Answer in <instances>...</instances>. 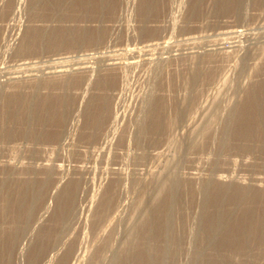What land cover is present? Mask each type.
I'll use <instances>...</instances> for the list:
<instances>
[{
	"label": "rangeland",
	"instance_id": "obj_1",
	"mask_svg": "<svg viewBox=\"0 0 264 264\" xmlns=\"http://www.w3.org/2000/svg\"><path fill=\"white\" fill-rule=\"evenodd\" d=\"M90 1L81 0L75 5L74 3L64 4L62 6L64 9L59 7L56 14L50 12V15L44 5L35 2V0H0V86L4 85L7 88L3 95L8 98L16 93H26L27 90V92L30 91L29 94L34 92L38 95V100L42 99L41 101L44 102L40 106L32 107L30 113L32 118L28 117L30 123L26 121L28 125L26 122L19 123L10 120L4 109L5 101L0 103L2 112H0V124L7 123L5 129L8 132L0 131V165H6V163L11 166L15 165L14 168L12 167L15 169L11 179L10 187H12L9 191H4V195L7 194L5 197L8 206L7 204H5L6 206L0 205V209H3L0 220L4 218L2 220L4 222L1 221V223L8 224V227L6 224L4 225V231H6L4 234L9 235L6 236V239L4 235L0 243L2 259L10 258L9 262L4 259L3 264H40L42 255H37L40 245L43 239L44 241L48 240V235L51 234L52 228H55L61 218V211L66 205V211L73 207L75 209L77 206L78 212H81L79 213V223L74 225L72 229L74 233H71L69 240L72 249L74 246V250H79L84 256L81 264H91V257L103 250L107 243L104 241L105 237L111 232V236L114 237L112 239L115 240L116 245L118 244L117 247L123 244V238L127 236L125 234L129 231L128 229L134 228L133 226H135L134 230L138 232H136L138 236L141 234L143 237L144 229L141 228H143L142 224L144 226L146 218H142L141 210L136 211L134 219L129 222L125 220L119 224L118 217L125 215L124 217L129 219L134 213L133 206L139 200L137 197H139L141 189L147 188L149 185L146 183H149L148 181L151 179L150 174L159 175L169 167H176L180 171L174 168L179 173L181 185L179 184L178 189H175V201L171 207L172 210L175 209V216L172 217V221H174L171 224L173 228L170 227L165 235H161L158 231L162 228L163 219L161 217L155 219L160 224L154 223L160 227L155 224L154 227L157 228L155 230L159 229L157 231L159 235L152 234L153 238L151 237L156 246L152 251L155 253L153 254L154 258L158 257L156 259L159 260L160 256L163 258L167 254L164 257L168 256L169 261L166 258L167 261L165 260L164 264H235L238 261L237 264H245L246 261L250 262L248 264H264V250H260L255 244L258 241L256 239L262 238L264 235L260 234L264 231L261 230L262 226H258L261 232H257L259 233L257 234L252 228L250 220L247 221L249 222L247 225V222L242 221L250 219L253 215H258L260 212L257 210L259 208L261 210L262 203H264V197L261 198L262 196L258 195L260 191L264 190V147H262L264 140L259 141L253 136H247V139L246 137H233L232 144L229 143L224 147L219 145L226 129L225 122L234 115H232L233 108L237 104L239 106V104L249 103L252 100L249 89L254 85L259 86L258 92H256L258 97L260 96V102L257 101V105L260 114L263 113L262 124L254 126L255 123L253 124L251 120L247 122L241 120L240 111H236L240 117L238 119L235 114L236 116L233 117L237 121L229 125V128L233 129L231 131L239 127L250 128L249 130L253 131L260 127L264 133V106H261V104L264 105V0H202L199 5H196L199 0H158L156 1L157 5L155 4L153 8L143 9L145 13L141 11L142 2L145 3V0H104L103 11L95 7L99 0ZM73 5L74 8H72ZM95 10L99 11L98 14ZM53 17H56V20ZM35 23L37 26L45 25L52 26V28L56 26L54 27L55 31H57L56 29L60 31V28L70 30L75 27L78 29L77 27L80 26L79 31L85 34H78V31L73 36L79 42H75L76 40H72L71 36L60 33V36L63 35L60 37L59 33H53L47 37L48 39L45 38L48 41H44L42 49H33L32 52L30 51L31 53L20 50L24 45L22 41L27 40L28 36L26 35L30 34V28H33ZM95 29L96 31H94ZM233 30L241 31V33H235ZM162 45H167V47ZM14 47L15 49H13ZM20 51L22 52L20 53ZM110 60L111 62H109ZM133 61L136 62L133 64ZM109 63L117 64L109 65ZM81 66H84L85 69ZM57 71L59 72L57 73ZM14 75L17 76L15 79ZM32 88L35 89L33 92ZM147 102H152L154 107L160 105L157 108L158 110L161 108L159 112L162 116L164 114L157 127L151 126L152 123L150 124L151 121L146 116V110L149 111ZM20 110L24 111V107H20ZM175 110H177V114ZM7 117L9 121H7ZM143 119L146 122L148 120L149 125L148 122L145 125L146 127L148 125L147 128L150 132L147 131L142 135L139 130L141 126L145 127L141 124ZM27 129H31V132L36 130L35 133H30V131L26 132ZM38 129L40 133H37ZM66 132H69V136L67 135L69 138H67ZM25 134L27 138H25ZM30 134L31 136H29ZM146 134H148L147 137H145ZM44 175L48 177L46 178ZM146 175L148 177L145 179ZM34 176L35 179L41 181L40 189H37L38 192L37 190L35 192L28 191L31 193L30 195L28 192L21 191L22 184L20 183L25 180H34ZM42 177L44 178L42 179ZM14 178H17L16 183ZM213 179L216 184L212 183ZM20 180L21 182H19ZM115 180L118 185L119 180L121 181L118 186V190H120L118 199L119 197L120 200L123 199L122 204L125 202L123 205L125 211L115 215L114 218L117 220L114 221L115 223L113 222L114 224L110 225L107 222L109 229L107 228V233H103L105 236L102 234L101 236L96 216L101 210L102 200L106 191L109 190L108 186L111 187L116 182ZM208 180L217 190L221 184H224L222 186L225 188V193H223L225 196L222 197L224 200L218 206V210L210 204L214 197H211L213 187L209 189L210 186L208 191L204 190L203 184H206ZM244 186L252 187L251 191L255 188L250 192L252 195L241 193L243 197L237 196L236 194L246 189ZM226 189H228L227 193ZM153 192L154 187L150 192L148 190L147 194L150 196ZM35 193H38V196ZM13 194L18 197L16 198ZM68 194L71 195L68 196ZM208 196L210 201H208ZM260 198L263 199V202ZM257 199L258 201H256ZM147 203L151 202L147 201ZM22 205L23 207H21ZM205 206L207 207L205 208ZM210 207L216 210L214 209L213 212ZM29 209L32 211L30 212ZM224 209H228L227 212L232 213L227 215ZM216 211L220 212L221 215H218L222 216L224 221L221 222L225 225H222L224 227L220 226L223 230H218L215 237L212 232L208 235L211 229L210 227L208 229L207 225L213 219ZM242 213H244L243 216H241ZM245 213H249V215ZM18 217L21 220H18ZM233 218L234 221L231 222ZM117 222L119 227L117 225L115 228ZM234 223L243 227L242 230L239 228L240 231L238 230L237 233L231 232L230 229L235 225ZM249 224L251 226H248ZM206 228L210 231L208 232ZM246 230L247 236L242 235ZM238 232H240V236ZM137 234L134 233L132 238H129V241L133 243L127 240L123 245L124 249L130 246L138 247L139 244H136L143 242L142 237L136 236ZM233 235L237 237L233 238ZM238 236L240 239H244L250 253L248 251L246 255L239 253L240 239ZM246 237L248 240L245 239ZM171 242H174L175 245ZM198 249L199 252H196ZM200 249H202L201 252ZM258 251L260 252L259 256ZM156 254L159 255L156 256ZM139 255L141 254H137L136 258H140ZM195 255L199 257L197 258ZM190 257L194 260L191 261ZM195 258L197 259L195 260ZM240 258L242 262H245L242 263ZM140 259H138V264H140L139 262L144 264V260ZM58 260L59 258L54 260V264ZM135 263L137 264V262ZM158 263L156 262V264ZM126 264L132 263L126 262Z\"/></svg>",
	"mask_w": 264,
	"mask_h": 264
},
{
	"label": "bare ground",
	"instance_id": "obj_2",
	"mask_svg": "<svg viewBox=\"0 0 264 264\" xmlns=\"http://www.w3.org/2000/svg\"><path fill=\"white\" fill-rule=\"evenodd\" d=\"M88 1H90V0H88ZM92 1V0H91ZM90 1V2H91ZM96 1V0H95ZM144 1V0H143ZM156 1H158V0H145V3H143L142 2V5H143V8H142V6H141V8H142V10H141V8H140V10L141 11H144L143 9H149V8H153L154 7V5L156 4ZM200 1H202V0H199L198 2H197V4L196 5H199V3H200ZM2 2V1H1ZM35 2H37V3H42L43 5H44V8H45V10L46 11H48L49 13L51 12L52 14H56V12L58 11V8L60 7V8H62V9H64L62 6L64 5V4H68V3H74V5H75V3H77V2H81V0H35ZM82 2H84V1H82ZM86 2V1H85ZM84 2V3H85ZM113 2V1H112ZM211 2V1H210ZM222 2V1H221ZM96 3V2H95ZM104 3V0H99V3L98 4H96L95 5V7H97V8H99V9H101L102 10V7H103V4ZM232 3H233V1H232ZM79 4V3H78ZM115 4V3H114ZM160 4V3H159ZM220 4V3H219ZM227 4H229V3H227ZM235 4V3H234ZM74 5L72 6V8H74ZM80 5V4H79ZM82 5V4H81ZM88 5H93V4H88ZM117 5V4H116ZM157 5V4H156ZM236 5V4H235ZM240 5V4H239ZM243 5V4H242ZM42 6V5H41ZM69 6H70V4H69ZM159 6V5H158ZM71 7V6H70ZM80 7V6H79ZM83 7V6H82ZM112 7V6H111ZM164 7V6H163ZM197 7V6H196ZM200 7V6H199ZM17 8H18V6H17ZM20 8V7H19ZM35 8V7H34ZM38 8V7H37ZM41 8V7H40ZM43 8V7H42ZM86 8V7H85ZM90 8V7H89ZM113 8V7H112ZM156 8V7H155ZM154 8V9H155ZM213 8V7H212ZM218 8V7H217ZM227 8V7H226ZM237 8H239V7H237ZM67 9H68V7H67ZM91 9V8H90ZM89 9V10H90ZM201 9V8H200ZM33 10H35V9H33ZM37 10V9H36ZM35 10V11H36ZM44 10V9H43ZM44 10V12H46ZM66 10V9H65ZM82 10V9H81ZM85 10H87V9H85ZM111 10V9H110ZM139 10V9H138ZM157 10V9H156ZM16 11V10H15ZM39 11V10H38ZM61 11V10H60ZM78 11V10H77ZM88 11V10H87ZM96 11V10H95ZM94 11V12H95ZM103 11V10H102ZM155 11V10H154ZM163 11V10H162ZM230 11V10H229ZM86 12V11H85ZM97 12V11H96ZM96 12H95V15H96ZM99 12V11H98ZM98 12H97V14H98ZM113 12V11H112ZM148 12V11H147ZM149 12H150V10H149ZM152 12H153V10H152ZM43 13V12H42ZM51 13H50V15H51ZM58 13H60V12H58ZM62 13V12H61ZM60 13V14H61ZM89 13H91V12H89ZM114 13V12H113ZM144 13H145V11H144ZM144 13H142V14H144ZM173 13V12H172ZM198 13V12H197ZM48 14V13H47ZM87 14V13H86ZM44 15V14H43ZM40 16V15H39ZM57 16H59V15H57ZM66 16V15H65ZM97 16V15H96ZM140 16H141V14H140ZM145 16V15H144ZM10 17V16H9ZM33 17H34V15H33ZM46 17H47V15H46ZM46 17H44V18H46ZM49 17V16H48ZM51 17V16H50ZM63 17V16H62ZM151 17V16H150ZM198 17V16H197ZM54 18V17H53ZM56 18V17H55ZM54 18V19H55ZM59 18H61V17H59ZM69 18V17H68ZM120 18V17H119ZM141 18V17H140ZM174 18V17H173ZM47 19V18H46ZM51 19H52V17H51ZM53 19V20H54ZM63 19V18H62ZM61 19V20H62ZM170 19V18H169ZM12 20V19H11ZM38 20V19H37ZM56 20V19H55ZM54 20V21H55ZM71 20V19H70ZM73 20V19H72ZM93 20V19H92ZM46 21H48V20H46ZM52 21V20H51ZM60 21V20H59ZM58 21V22H59ZM85 21V20H84ZM147 21V20H146ZM169 21V20H168ZM61 22V21H60ZM173 22V21H172ZM176 22V21H175ZM48 23V22H47ZM56 23V22H55ZM65 23V22H64ZM174 23V22H173ZM145 24V23H144ZM15 25V24H14ZM64 25V24H63ZM66 25V24H65ZM33 26V25H32ZM51 26V25H50ZM114 26V25H113ZM18 27V26H17ZM54 27H56V26H54ZM54 27L52 28V26L51 27H49V26H37L36 25V23L34 24V27L32 28H30L31 30L29 31L30 32V36L29 35H26V36H28V38H26L27 40L24 42V40L22 41L23 43H24V45H22L21 47L22 48H20V50H23V51H28V53L31 51V50H33V49H39V48H41V47H44V41H46L48 38L47 37H50L51 35H53V33H59V35L58 36H60V33H63V35H68V36H71L70 38H72V40L74 39V36L73 35H76V33L79 31V29H80V26H78L77 28L78 29H76L74 26V28L72 29L71 27V31L68 29H61L60 28V31H58V29H56L57 31H55V29H54ZM61 27H62V25H61ZM66 28H67V26H66ZM88 28V27H87ZM87 28H84V29H87ZM14 30V29H13ZM81 30H83V29H81ZM98 30V29H97ZM83 31H85V30H83ZM94 31H96V29L94 30ZM103 31H105V30H103ZM150 31V30H149ZM101 32V31H100ZM233 32H235V33H241V31H238V30H233ZM80 33H82V32H78V34H80ZM84 33V32H83ZM82 33V34H83ZM87 33V32H86ZM92 33V32H91ZM90 33V34H91ZM81 34V35H82ZM85 34V33H84ZM95 34H96V32H95ZM98 34V33H97ZM63 35H61L60 37H62ZM91 35H93V34H91ZM67 36V37H68ZM78 36V35H77ZM83 36V35H82ZM104 36H105V32H104ZM55 37H56V35H55ZM65 37V36H64ZM87 37V36H86ZM91 37V36H90ZM93 37H94V35H93ZM96 37V36H95ZM101 37V36H100ZM45 38H47V39H45ZM69 38V37H68ZM83 38H84V36H83ZM92 38V37H91ZM91 38H90V40H91ZM55 39V38H54ZM61 40V39H60ZM71 40V41H72ZM76 40V41H75ZM78 39H74V41L75 42H79V41H77ZM81 40H82V38H81ZM87 40V39H86ZM103 40V39H102ZM6 41V40H5ZM48 41V40H47ZM58 41V40H57ZM97 41V40H96ZM18 42V41H17ZM59 42V41H58ZM74 42V43H75ZM3 43V42H2ZM5 43V42H4ZM8 43V42H7ZM11 43V42H10ZM73 43V42H72ZM73 43V44H74ZM82 43H83V41H82ZM97 43V42H96ZM164 43V42H163ZM163 43H161V44H163ZM53 44V43H52ZM56 44H58V43H56ZM62 44V43H61ZM72 44V45H73ZM166 44V43H165ZM222 44V43H221ZM3 45V44H2ZM7 45V44H6ZM49 45H50V41H49ZM71 45V46H72ZM8 46V45H7ZM59 46V45H58ZM162 46H166L167 47V45H162ZM198 46V45H197ZM64 47H66V46H64ZM68 47V46H67ZM191 47V46H190ZM211 47V46H210ZM46 48V47H45ZM177 48V47H176ZM182 48V47H181ZM193 48V47H192ZM205 48V47H204ZM212 48V47H211ZM236 48V47H235ZM13 49H15V47L13 48ZM42 49V48H41ZM56 49V48H55ZM201 49V48H200ZM208 49H209V47H208ZM208 49H206V50H208ZM194 50V49H193ZM197 50V49H196ZM205 50V49H204ZM205 50V51H206ZM195 51V50H194ZM22 51H20V53H21ZM32 52V51H31ZM30 52V53H31ZM38 52V51H37ZM47 52V51H46ZM190 52V51H189ZM192 52V51H191ZM196 52V51H195ZM27 53V52H26ZM173 53V52H172ZM23 54V53H22ZM134 54V53H133ZM203 54V53H202ZM90 55V54H89ZM88 55V56H89ZM193 55H194V53H193ZM94 56V55H93ZM92 56V57H93ZM202 56V55H201ZM206 56V55H205ZM95 57V56H94ZM97 57V56H96ZM210 57V56H209ZM100 58V57H99ZM166 58V57H165ZM86 59V58H85ZM115 59V58H114ZM52 60V59H51ZM109 60V59H108ZM105 61V60H104ZM109 62H111V60L109 61ZM116 62V61H115ZM136 61H133L132 63L134 64ZM28 63V62H27ZM27 63H25V64H27ZM103 63V62H102ZM121 63V62H120ZM131 63V64H132ZM24 64V63H23ZM107 64V63H106ZM115 65V64H117V63H109V65ZM103 65V64H102ZM104 65H105V63H104ZM122 65V64H121ZM81 67H83L84 68V66H81ZM107 67H108V65H107ZM111 67V66H110ZM113 67V66H112ZM79 68V70H80V67H78ZM103 68V67H102ZM54 69H56V68H54ZM64 69V68H63ZM82 69V68H81ZM85 69V68H84ZM83 69V70H84ZM29 70V69H28ZM86 70H89V68H86ZM32 71V70H31ZM54 71V70H53ZM264 71V70H263ZM45 72V71H44ZM59 71H57V73H58ZM62 72V71H61ZM60 72V73H61ZM81 72V71H80ZM53 73H55V72H53ZM65 73V72H64ZM199 73V72H198ZM15 74V73H14ZM27 74V73H26ZM30 74V73H29ZM74 74V73H73ZM78 74V73H77ZM91 74V73H90ZM5 75V74H4ZM8 75V74H7ZM42 75V74H41ZM15 76V75H14ZM29 76V75H28ZM31 76V75H30ZM258 76V75H257ZM5 77V76H4ZM7 77V76H6ZM11 77V76H10ZM17 76H15L14 77V79L16 78ZM87 77V76H86ZM30 78V77H29ZM12 79V78H11ZM112 79V78H111ZM18 80V79H17ZM32 80V79H31ZM92 80V79H91ZM200 80V79H199ZM207 80V79H206ZM9 81H11V80H9ZM16 81V80H15ZM189 82H191V81H189ZM4 83V82H3ZM7 83V82H6ZM259 83V82H258ZM5 84V83H4ZM23 84V83H22ZM195 84V83H194ZM2 85V84H1ZM250 85V84H249ZM13 86V85H12ZM16 86V85H15ZM17 86H19V85H17ZM28 86V85H27ZM40 86V85H39ZM43 86V85H42ZM92 86V85H91ZM30 87V86H29ZM35 87V86H34ZM86 87V86H85ZM104 87V86H103ZM187 87V86H186ZM259 86L258 85H254V86H251L250 87V89H249V91H250V93L249 94H251V99L252 100H250V102L249 103H242L241 105L239 104V106H238V104L233 108V113H232V115L235 117L237 114L236 113H238V112H236V111H240V113H239V115H241L242 116V118H240L241 120H244V121H248V120H251V122L254 124V126L256 125H259V124H262L261 122H262V119L261 118H263V117H261L262 116V114L263 113H261L260 114V109H259V111H258V105H257V101L258 102H260L259 101V99H260V96L258 97V91H257V88H258ZM61 88V87H60ZM7 88H6V86H4V85H2V86H0V103H2L3 101H5V106H4V109L6 110V113L8 114V117L10 118V120H13L14 122L15 121H18L19 123H24V122H26V121H28L29 123H30V119L28 118V117H30V113H31V111H32V109L33 108H35L37 105L38 106H40L41 105V103L43 102V101H41V100H38L39 99V97H38V95H36L33 91L35 90V89H33L32 90V92L33 93H31V94H29V92H27V90H26V93H20V94H15V95H13V96H11V97H8V98H6V95H3V94H5V92L7 91L6 90ZM37 89V88H36ZM113 89V88H112ZM187 89V88H186ZM260 89V88H259ZM6 90V91H5ZM15 90V89H14ZM23 90V89H22ZM120 90V89H119ZM262 90V89H261ZM9 91V90H8ZM16 91V90H15ZM21 91V90H20ZM38 91V90H37ZM86 91V90H85ZM257 91V92H256ZM14 92V91H13ZM18 92V91H17ZM246 92V91H245ZM261 92V91H260ZM263 93V92H262ZM38 94V93H37ZM257 94V95H256ZM82 95V94H81ZM38 97V98H37ZM248 97V96H247ZM82 98V97H81ZM109 98V97H108ZM183 98V97H182ZM44 99V98H43ZM67 99V98H66ZM184 99V98H183ZM248 99V98H247ZM150 100V99H149ZM148 100V101H149ZM151 100H152V97H151ZM156 100V99H155ZM160 100V99H159ZM172 100V99H171ZM247 101H249V100H247ZM47 102V101H46ZM169 102V101H168ZM262 102V101H261ZM44 103V102H43ZM147 103H149V102H147ZM184 103V102H183ZM22 104H23V106H22ZM158 104V103H157ZM259 104V103H258ZM264 104V103H263ZM1 105V104H0ZM2 105H4V104H2ZM36 105V106H35ZM59 105V104H58ZM180 105V104H179ZM34 106V107H33ZM157 106L158 105H155V107H154V104L152 105V102L151 103H149V111L148 110H146V113H147V118H149L150 119V124L152 123V125L151 126H156L157 127V125L159 126V124H160V122H161V120H162V117L164 116V114H163V116L161 115V113L159 112V110L161 109H159L158 110V108H159V106H158V108H157ZM260 106V105H259ZM261 106H264V105H262L261 104ZM20 107H24V111L22 110H20ZM33 107V108H32ZM51 107V106H50ZM55 107V106H54ZM38 108V107H37ZM55 108H57V107H55ZM83 108V107H82ZM165 108V107H164ZM1 109H3V107L1 106ZM114 109V108H113ZM116 109V108H115ZM147 109H148V107H147ZM177 109V108H176ZM262 109V108H261ZM36 110V109H35ZM43 110V109H42ZM110 110V109H109ZM231 110V109H230ZM38 111V110H37ZM81 111V110H80ZM105 111V110H104ZM148 111V112H147ZM176 111V114H177V110H175ZM1 112V111H0ZM3 112H4V110H3ZM39 112V111H38ZM47 112H48V109H47ZM166 112V111H165ZM263 112V111H262ZM2 113V112H1ZM36 113V112H35ZM145 113V114H146ZM164 113V112H163ZM4 114V113H3ZM2 114V115H3ZM34 114V113H33ZM179 114V113H178ZM236 114V115H235ZM5 115V114H4ZM3 115V116H4ZM36 115V114H35ZM38 115V114H37ZM6 116V115H5ZM92 116V115H91ZM96 116V115H95ZM116 116V115H115ZM231 117V119H229V121L227 120L225 123H226V129L224 130V132H223V136H222V138H221V141L219 142V145L221 146V147H224V146H226V145H229V143L230 144H232L231 143V140L233 139V137L234 138H239V137H242V138H244V137H246V139H247V136H253L254 138H258V140L259 141H262V140H264V133H263V130H261V128L260 127H258V128H256L255 130H249V129H246V128H243L242 129V127H239V128H237V129H234V131H231V130H233L232 128H229V125H232L233 123H235L237 120H235V118L234 117ZM8 117H7V121H9L8 120ZM34 117V116H33ZM43 117V116H42ZM174 117V116H173ZM237 117H238V115H237ZM240 117V116H239ZM239 117H238V119H239ZM4 118V117H3ZM30 118H32V116L30 117ZM45 118H46V116H45ZM44 118V119H45ZM76 118V117H75ZM100 118V117H99ZM146 117H145V119H147ZM1 119V118H0ZM6 119V118H5ZM43 119V120H44ZM101 119V118H100ZM145 119H143V122L141 123V124H143V125H145L147 122H148V120H147V122L145 121ZM4 120V119H3ZM32 120V119H31ZM41 120V119H40ZM106 120V119H105ZM111 120V119H110ZM6 121V122H7ZM12 121V122H13ZM22 121V122H21ZM42 121V120H41ZM66 121V120H65ZM75 121V120H74ZM101 121V120H100ZM107 121V120H106ZM171 121V120H170ZM11 122V123H12ZM28 122H26V125H28ZM40 122V121H39ZM92 122V121H91ZM176 122V121H175ZM174 122V123H175ZM189 122V121H188ZM243 122V121H242ZM4 123H5V121H4ZM113 123V122H112ZM14 124V123H13ZM31 124H32V121H31ZM37 124V123H36ZM111 124V123H110ZM163 124V123H162ZM161 124V125H162ZM239 124V123H238ZM241 124V123H240ZM7 125V123H5V125L4 124H0V131H6L7 129H5V126ZM21 125V124H20ZM74 125V124H73ZM88 125V124H87ZM92 125V124H91ZM139 125H140V123H139ZM148 125H149V122H148ZM148 125H147V127H148ZM235 125V124H234ZM233 125V126H234ZM8 126H9V124H8ZM18 126V125H17ZM39 126V125H38ZM94 126V125H93ZM141 126V125H140ZM250 126V125H249ZM253 126V127H254ZM263 126V125H262ZM30 127V126H29ZM32 127V126H31ZM36 127V126H35ZM146 127V125H145V127L144 126H141L140 127V134L142 133V135L143 134H145L147 131L148 132H150L148 129L149 128H147ZM21 128V127H20ZM20 128H18V129H20ZM22 128H23V126H22ZM26 129V128H25ZM24 129V130H25ZM153 129V128H152ZM263 129V128H262ZM9 130V129H8ZM12 130V129H11ZM31 129H27L26 130V132L27 131H30ZM36 130V129H35ZM34 130V131H35ZM151 130V129H150ZM154 130V129H153ZM16 131V130H15ZM34 131H32V132H34ZM110 131V130H109ZM139 131H138V133H139ZM3 132V133H4ZM7 132V131H6ZM21 132H22V130H21ZM31 131H30V133H32ZM39 132V129H38V131H37V133ZM44 132V131H43ZM70 132V131H69ZM69 132H66L65 134H66V136L68 135L69 136ZM153 132V131H152ZM255 132V133H254ZM8 133V132H7ZM35 133V132H34ZM40 133V132H39ZM42 133V132H41ZM64 133V132H63ZM100 133H101V131H100ZM103 133V132H102ZM158 133V132H157ZM6 134V133H5ZM10 134V133H9ZM12 134V133H11ZM15 134V133H14ZM22 134H23V132H22ZM27 134V133H26ZM26 134H25V136H26ZM29 134V133H28ZM1 135H2V133H1ZM6 135H8V134H6ZM33 135V134H32ZM36 135V134H35ZM35 135H33V136H35ZM38 135V134H37ZM42 135V134H41ZM147 135L148 134H146V136L145 137H147ZM11 136V135H10ZM19 136H21L20 134H19ZM29 136H31V134L29 135ZM33 136H32V138H33ZM39 137H40V135H38ZM48 136V135H47ZM55 136H56V134H55ZM67 136V138H69ZM42 137V136H41ZM71 137V136H70ZM139 137H141V136H139ZM144 137V138H145ZM149 137V136H148ZM156 137H157V134H156ZM16 138H17V136H16ZM25 138H27V136L25 137ZM36 138V137H35ZM58 138V137H57ZM63 138H65V135H63ZM17 139H19V138H17ZM39 139V138H38ZM38 139H35V140H38ZM62 139V138H61ZM253 139V138H252ZM8 140V139H7ZM12 140V139H11ZM33 140V139H32ZM62 140H64V139H62ZM140 140V139H139ZM235 140V139H234ZM257 140V139H256ZM102 142V141H101ZM19 143V142H18ZM61 143V142H60ZM66 143V142H65ZM258 143V142H257ZM263 143V142H262ZM34 144V143H33ZM70 144V143H69ZM68 144V145H69ZM72 144V143H71ZM259 144H261L260 142H259ZM29 145V144H28ZM12 147V146H11ZM191 147V146H190ZM243 147V146H242ZM257 147H260V146H257ZM262 147H264V145H262ZM17 148V147H16ZM102 148H103V146H102ZM36 149V148H35ZM39 149V148H38ZM101 149V148H100ZM8 150V149H7ZM263 150V149H262ZM29 153H30V151H29ZM3 160V159H2ZM1 160V161H2ZM7 160V159H6ZM10 162V161H9ZM47 165V164H46ZM176 165V164H175ZM13 166H15V165H13ZM13 166H11V164H8V163H6V165L4 164H2V166L0 165V205L2 206H6L5 204H7V206H8V201H7V198L5 197V195H7V194H5L4 195V193L6 192V191H9V189L12 187H10V185H12V183H11V179L13 178L12 176L14 175V170L15 169H13L14 167ZM24 166V165H23ZM36 166V165H35ZM48 166V165H47ZM177 166V165H176ZM13 167V168H12ZM49 167V166H48ZM60 167V166H59ZM34 168V167H33ZM44 169H46V167H43ZM42 168V169H43ZM61 168V167H60ZM170 168V167H169ZM166 168L165 170H163V172H160V174L159 175H154V174H150L151 176V179L148 181L149 183H146V184H149V185H147V188H142L141 189V191H140V194H139V197H137L139 200H137L136 201V205H135V203H134V206H133V210H134V213L132 214V216L128 219V217H124L125 215H123V216H120V217H118V219H119V224L120 223H122L123 221H132V219H134V216H135V214H136V211H140L141 210V212H142V218H146L145 220H144V226H143V224H142V222H141V224H142V227L143 228H141V229H144L143 230V237L141 236V234H139V236H141L142 237V240H143V242L142 243H137L136 244V242H134L136 245H138V247L137 246H128L129 248H127V249H124L125 247H123V245L127 242V240H128V242H131V243H133L132 241H129L130 239L129 238H132V236L134 235V233L135 234H137L136 232H135V226H133L134 228H130V229H128L129 231L127 232V234H125V235H127L126 237H124L123 238V244H121L120 246H118L117 247V245L115 244V240H113L114 239V237H112L111 236V233H109V235H106L107 237H105V242H107L106 244H105V247L103 248V250H100L101 252H98V253H96L93 257H91V259L92 260H90L91 261V264H126V262H131L132 264H133V261H135V262H137V264H138V259L139 260H141L140 258H142V260H144L143 262H145L144 264H156V262H159L158 264H164V262H165V260H166V258H167V260H168V256L165 258L164 256H166L167 254H165L164 256H163V258H162V256H160L161 258H159V260L158 259H156V258H158V257H156V258H154V256H153V254H155L154 252L152 253V251L154 250V248L156 247L155 246V244H154V242L151 240V237L153 236V235H155V234H158V233H161V235H165L166 233H167V231L170 229V227H172L171 226V224H172V222L174 221H172V217H173V215L175 216V209L174 210H172L171 209V207L173 206L172 205V203H173V201H175L174 199H175V196H174V193H175V189H178L177 188V186L180 184V176H179V173H178V169L176 168V167H174V168H176V169H174V168ZM36 169H38V168H36ZM35 169V170H36ZM41 169V168H40ZM29 171V170H28ZM45 171V170H44ZM47 171V170H46ZM60 171V170H59ZM17 172V171H16ZM35 172V171H34ZM180 172V171H179ZM38 173V172H37ZM42 173V172H41ZM55 173V172H54ZM27 174V173H26ZM29 174H30V172H29ZM43 174V173H42ZM47 174H48V172H47ZM51 174V173H50ZM147 174V173H146ZM18 175H19V173H18ZM143 175V174H142ZM187 175V174H186ZM16 176H17V174H16ZM16 176H14V177H16ZM28 176V175H27ZM36 176H39V175H36ZM45 176V175H44ZM68 176V175H67ZM183 176V175H182ZM46 177V176H45ZM48 177V176H47ZM46 177V178H47ZM65 177V176H64ZM143 177V176H142ZM146 177H148V175H146L145 176V179H146ZM149 177V178H150ZM18 178H19V176H18ZM25 178H27V177H25ZM31 178L33 179V177L31 176ZM36 177L34 176V180H31L30 178V180H23L24 182L22 183L21 182V180L19 181V182H21L20 184H22V186H20L21 187V191H23L24 193L25 192H35L37 189L39 190L40 188V180H38V179H35ZM39 178V177H38ZM41 178V177H40ZM44 177H42V179H43ZM45 178V179H46ZM50 178V177H49ZM149 178H147V179H149ZM183 178V177H182ZM191 178V177H190ZM17 179V178H16ZM16 179L14 178L13 180H15V183L17 182L16 181ZM28 179V178H27ZM60 179V178H59ZM58 179V180H59ZM222 179V178H221ZM227 180V179H226ZM47 181V180H46ZM116 181V180H115ZM146 181V180H145ZM45 182V181H44ZM72 182V181H71ZM182 182H184V181H182ZM47 183V182H46ZM69 183V182H68ZM120 183H121V181L119 180V185H120ZM212 183H215L214 182V179H213V182ZM219 183V182H218ZM14 184V183H13ZM19 184V185H20ZM43 184V183H42ZM59 184V183H58ZM216 184V183H215ZM220 184V183H219ZM17 185V184H16ZM18 185V186H19ZM65 185V184H64ZM109 185V184H108ZM118 183H117V181L116 182H114L113 184H112V186L111 187H109L108 186V188H109V190L108 191H106V194L104 195V198H103V200H102V203H101V210H100V212L97 214V218H96V222L98 221L99 223H98V226H97V224H96V226L98 227V229H100L99 230V233H100V235L102 234V235H104L103 233H107V228H108V226H109V224H107V222H109L110 223V225H111V223H113L114 221L116 222V220H115V218L114 217H116L115 215L117 214V215H119L120 213H124V211H125V207L123 206L124 205V203L122 204V200H120L121 198L119 197V199H118V192L120 191V190H118L119 188H118ZM145 185V184H144ZM181 185V184H180ZM183 185V184H182ZM204 186V190H206V191H208L209 189H211L212 187H213V184H211V182L208 180L207 182H206V184L204 183L203 184ZM222 185H224V184H221L220 186H218V187H220L219 188V190H217V189H215L214 187H213V189H215L214 191H213V189H212V193H214V194H212L211 193V197L212 196H214V197H212V200H211V202H210V204H212L211 206L212 207H216L217 208V210H218V206H220V204H221V202H222V200H224V198H222V197H224L225 196V194H223V193H225L224 192V187L222 186ZM251 185V184H250ZM14 186H15V184H14ZM73 186V185H72ZM211 186V187H210ZM215 186V185H214ZM256 186V185H255ZM45 187V186H44ZM57 187V186H56ZM74 187V186H73ZM142 187V186H141ZM152 187H154V192H153V194H150V196L147 194L148 193V190H149V192L151 191V189H152ZM210 187V188H209ZM216 187V186H215ZM55 188V187H54ZM64 188V187H63ZM62 188V189H63ZM68 189L70 188V187H67ZM209 188V189H208ZM240 188H242L243 189V187H240ZM244 188H246L245 190H242L239 194H236L237 196L239 195H241V193H244V194H248V195H252V193H250V192H252V191H254L255 190V188H253L254 190H252L251 191V188L252 187H250V186H248V187H245L244 186ZM15 189H17V188H15ZM41 189H42V186H41ZM52 189V188H51ZM75 189V188H74ZM136 189V188H135ZM234 189V188H233ZM14 190V189H13ZM38 190H37V192H38ZM43 190V189H42ZM57 190V189H56ZM72 190V189H71ZM185 190V189H184ZM227 190L228 189H226L225 191H226V193H227ZM231 190V189H230ZM235 190H238V189H235ZM260 190H262V189H260ZM5 191V192H4ZM12 191V190H11ZM54 191H55V189H54ZM54 191L52 192L53 194H54ZM66 191V190H65ZM73 191V190H72ZM239 191H240V189H239ZM18 192V191H17ZM28 192V193H29ZM57 192V191H56ZM71 192V191H70ZM76 192H78V191H76ZM136 192V191H135ZM230 192V191H229ZM8 193V192H7ZM15 193H16V191H15ZM18 193H20V192H18ZM40 193V192H39ZM49 193V192H48ZM72 193V192H71ZM138 193V192H137ZM234 193V192H233ZM237 193V192H236ZM255 193V192H254ZM258 193V192H257ZM256 193V194H257ZM30 195H31V193H29ZM36 194V193H35ZM34 194V195H35ZM38 194V193H37ZM36 194V195H37ZM261 194V195H260ZM14 195V194H13ZM12 195V196H13ZM16 195V194H15ZM14 195V196H15ZM20 195H21V193H20ZM23 195V194H22ZM71 194H68V196H70ZM80 195V194H79ZM137 195V194H136ZM164 195V196H163ZM259 196H262L261 198H263L264 197V190H262V191H260L259 192V194H258ZM257 195V196H258ZM10 196V195H9ZM12 196H10V197H12ZM28 195H27V193H26V197H27ZM38 196V195H37ZM57 196V195H56ZM55 196V197H56ZM62 196V195H61ZM66 196V195H65ZM74 196V195H73ZM122 196V195H121ZM125 196V195H124ZM226 196H227V194H226ZM242 196V195H241ZM255 196V195H254ZM258 196V197H259ZM16 197V196H15ZM18 197V196H17ZM16 197V198H17ZM25 197V198H26ZM33 198L35 197V196H32ZM127 197V196H126ZM243 197V196H242ZM241 197V198H242ZM20 198H22V197H20ZM59 198V197H58ZM78 198V197H77ZM123 198V197H122ZM210 197L208 196V199H209ZM238 198V197H237ZM240 198V199H241ZM260 198V199H261ZM27 199V198H26ZM65 199V198H64ZM66 199H67V196H66ZM70 199H71V197H70ZM125 199V198H124ZM127 199V198H126ZM264 199V198H263ZM263 199H261L262 200V202H263ZM10 200V199H9ZM31 200V199H30ZM82 200V199H81ZM235 200H236V198H235ZM247 200H248V198H247ZM11 201V200H10ZM14 201V200H13ZM12 201V202H13ZM21 201V200H20ZM19 201V202H20ZM36 201V200H35ZM69 201V200H68ZM72 201V200H71ZM122 201V202H121ZM147 201L149 202H151L150 204H148L147 203ZM208 201H210V199L208 200ZM207 201V202H208ZM234 201V200H233ZM256 201H258V199L256 200ZM260 201V200H259ZM16 202V201H15ZM28 202H30L29 200H28ZM27 202V203H28ZM66 202V201H65ZM73 202V201H72ZM92 202V201H91ZM22 203V202H21ZM34 203V202H33ZM59 203V202H58ZM62 203V202H61ZM70 203V202H69ZM177 203V202H176ZM11 204H13V203H11ZM19 204V203H18ZM36 204V203H35ZM67 204V203H66ZM90 204V203H89ZM147 204V205H146ZM242 204V203H241ZM10 205V204H9ZM21 205V204H20ZM19 205V206H20ZM24 205V204H23ZM23 205L21 206V207H23ZM31 205V204H30ZM33 205V204H32ZM63 205V204H62ZM61 205V206H62ZM69 205V204H68ZM72 205V204H71ZM74 205V204H73ZM230 205V204H229ZM236 205V204H235ZM262 207H261V210H260V208H259V210H257V211H259L260 213L258 214V215H253L252 217H250V219L248 218V219H246V220H242V221H245V222H247L248 220H250L251 221V225H253L252 226V228L255 230V232L257 233V232H261V230H264V203H262ZM14 206H15V204H14ZM28 206H29V204H28ZM27 206V207H28ZM208 206V205H207ZM207 206H205V208L207 207ZM228 206V205H227ZM26 207V206H25ZM66 207H67V205L66 206H64L63 207V209H62V211H61V218L59 219L60 220V222H59V220H58V223H57V221H56V226H55V228L53 227L52 228V230H51V234L50 233H48V234H50V235H48V237H47V241H44V239H43V242H42V244L40 245V248H39V252L37 253V255L38 254H41L42 255V257H40L42 260L40 261L41 263L40 264H54V260H56V259H58L59 258V260L55 263V264H81V262H82V259H83V255L81 254V252L79 251V250H77V249H75L74 250V246H73V249H72V246L70 245V242H69V240H70V236L74 233L73 231H72V229L74 228V225L77 223H79V213H81V212H78L79 210H78V207L77 206H75V209H73V208H71V210L69 209L68 211H66ZM203 207V206H202ZM225 207V206H224ZM241 207V206H240ZM13 208V207H12ZM30 208V207H29ZM34 208V207H33ZM223 208V207H222ZM243 208V207H242ZM247 208V207H246ZM253 208V207H252ZM15 209V208H14ZM30 209H32V208H30ZM30 209H29V211H30ZM73 209V210H72ZM210 209H212V211L214 212V209L213 208H211L210 207ZM209 209V210H210ZM1 210L3 211V209H0V218H1V216H2V213H1ZM7 210V209H6ZM9 210V209H8ZM10 210H11V207H10ZM13 210V209H12ZM179 210V209H178ZM178 210H176L177 211V213H178ZM207 211H208V209H206ZM216 210V209H215ZM220 210H222V209H220ZM226 209H224V211H225ZM228 210V209H227ZM227 210L225 211V212H227ZM233 210H234V208H233ZM246 210V209H245ZM249 210V209H248ZM248 210H247V212H248ZM254 210V209H253ZM5 211V210H4ZM15 211V210H14ZM17 211V210H16ZM32 211V210H31ZM30 211V212H31ZM232 211V210H231ZM239 211H240V209H239ZM242 211V210H241ZM244 211V210H243ZM242 211V212H243ZM255 211H256V209H255ZM256 211V212H257ZM210 212V211H209ZM213 212H211V213H213ZM246 212V211H245ZM255 212V213H256ZM7 213V212H6ZM9 213V212H8ZM23 213V212H22ZM40 213V212H39ZM139 213V212H138ZM228 213H232V212H227L226 214L228 215ZM250 213V212H249ZM249 213L248 214H246V215H249ZM258 213V212H257ZM34 214V213H33ZM208 214V213H207ZM218 214H220V212L218 213V211H216V214L215 215H213V219H211V221H209L208 223V229H209V227H210V229H211V231L209 232L208 231V229L206 228V230L209 232V234L208 235H210V233L212 232V234L214 233V236H215V233H217V231L218 230H220V229H222L221 227H224V226H222V225H225V224H223L221 221H224V219L222 218V216L220 217V215H218ZM238 214V213H237ZM243 214L244 213H242V215L241 216H243ZM253 213H252V211H251V215H252ZM43 215H44V213H43ZM245 215V216H246ZM12 216V215H11ZM10 216V217H11ZM30 216V215H29ZM128 216V215H127ZM130 216V215H129ZM223 216H224V213H223ZM244 216V217H245ZM6 217V216H5ZM12 217H14V215L12 216ZM11 217V218H12ZM27 217V216H26ZM38 217V216H37ZM56 218H57V216H55ZM156 217H161V219H163V224H162V228L160 229V231H158V233H157V231L155 230V229H157L156 227H154L155 226V224L156 223H154V222H158V221H156L155 219H156ZM207 217V216H206ZM211 217H212V215H211ZM231 217V216H230ZM246 217H248V216H246ZM8 218V217H7ZM10 218V219H11ZM29 218V217H28ZM39 218H40V216H39ZM55 218V220H57ZM21 220V218H19L18 217V220ZM30 219V218H29ZM54 219V218H53ZM81 219V218H80ZM160 219V220H161ZM187 219V218H186ZM210 219V218H209ZM236 220H237V217L235 218ZM244 219V218H243ZM2 220H4V218L2 219ZM2 220H0V243H1V241L3 240V237H4V235L6 234V231H4V225L6 224H3V223H1V221ZM17 220V219H16ZM17 220V221H18ZM40 220V219H39ZM82 220V219H81ZM95 220V219H94ZM157 220H159L158 218H157ZM225 220H226V218H225ZM36 221H38V220H36ZM44 221V220H43ZM180 221V220H179ZM182 221V220H181ZM228 221L230 222V219L228 218ZM232 221H234V218H233V220H231V222ZM241 221V222H242ZM2 222H4V221H2ZM6 222V221H5ZM39 222V221H38ZM114 222V223H115ZM118 222H117V224L115 225V228H116V226L117 227H119V224H118ZM140 222V221H139ZM185 222V221H184ZM239 222V221H238ZM238 222H236L237 224H239ZM9 223V222H8ZM14 223V222H13ZM20 223V222H19ZM22 223H23V220H22ZM37 223V222H36ZM52 223V222H51ZM113 223V224H114ZM159 223V222H158ZM175 223V222H174ZM222 223V224H221ZM228 223V222H227ZM243 224H245L244 222H242ZM249 222H247L246 223V225L248 224ZM45 224V223H44ZM53 224V223H52ZM54 224H55V222H54ZM83 224V223H82ZM112 224V225H113ZM127 224V223H126ZM160 224V223H159ZM235 224V223H234ZM237 224H235L234 226H232L231 227V229L230 230H232L231 232H236L237 233V231L239 230V228H240V230H242L241 228H243V227H239V225H237ZM248 225V226H251V225ZM7 225V227H8V224H6ZM10 225H11V223H10ZM21 225V224H20ZM19 225V226H20ZM135 225V224H134ZM157 225V224H156ZM189 225V224H188ZM206 225V224H205ZM262 226V228H261V230L259 231V227L258 226ZM12 226V225H11ZM18 226V227H19ZM33 226V225H32ZM48 226V225H47ZM158 226V225H157ZM175 226V225H174ZM177 226V225H176ZM206 226V227H207ZM221 226V227H220ZM241 226V225H240ZM248 226H246V227H248ZM6 227V226H5ZM14 228H16V226H13ZM94 227V226H93ZM111 227V226H110ZM158 227H160V225L158 226ZM230 227V226H229ZM26 228V227H25ZM128 228V227H127ZM173 228V227H172ZM12 229V228H11ZM38 229V228H37ZM51 229V228H50ZM94 229V228H93ZM109 229V228H108ZM113 229V228H112ZM179 229V228H178ZM226 229H228V228H226ZM247 229V228H246ZM18 230V229H17ZM138 230V229H137ZM175 230V229H174ZM202 230V229H201ZM223 230V229H222ZM221 230V231H222ZM239 230V231H240ZM245 230V229H244ZM248 230V229H247ZM247 230H246V232H245V234H243L242 233V235H246L247 236ZM252 230V229H251ZM8 231H10L9 229H8ZM12 231V230H11ZM48 231V230H47ZM50 231V230H49ZM106 231V232H105ZM154 231V232H153ZM193 231V230H192ZM199 231V230H198ZM220 231V232H221ZM224 231H225V229H224ZM249 231V230H248ZM14 232V231H13ZM115 232V231H114ZM204 232V231H203ZM207 232V233H208ZM223 232V231H222ZM228 232V231H227ZM226 232V233H227ZM243 232V231H242ZM251 232V231H250ZM253 232V231H252ZM255 232H253V233H255ZM5 233V234H4ZM8 233V232H7ZM15 233V232H14ZM72 233V234H71ZM178 233V232H177ZM225 233V234H226ZM230 233V232H229ZM239 233V236H240V232H238ZM253 233H251V234H253ZM259 233H257V234H259ZM9 234V233H8ZM11 234V233H10ZM41 234V233H40ZM43 234H45V233H43ZM153 234V235H152ZM201 234H202V232H201ZM212 234H211V236H212ZM231 234V233H230ZM260 234H264V231H263V233H260ZM47 235V234H46ZM101 235V236H102ZM117 235V234H116ZM159 235V234H158ZM221 235H222V233H221ZM254 235V234H253ZM252 235V236H253ZM262 235H260V236H262ZM6 236H9V235H5V239L7 238ZM40 236V235H39ZM105 236V235H104ZM124 236V235H123ZM136 236H138V234L136 235ZM138 236V237H139ZM156 236V235H155ZM174 236V235H173ZM197 236V235H196ZM211 236H209V237H211ZM217 236V235H216ZM215 236V237H216ZM239 236H238V238H239ZM251 236V235H250ZM250 236H248V237H250ZM259 236V237H260ZM43 237V236H42ZM203 237V236H202ZM208 237V236H207ZM208 237V238H209ZM213 237V236H212ZM236 238L237 236H234L233 235V238ZM243 237V236H242ZM254 237V236H253ZM257 237V236H256ZM13 238V237H12ZM28 238V237H27ZM113 238V239H112ZM135 238V240H136V237H134ZM153 238V237H152ZM205 238V237H204ZM207 238V239H208ZM222 238V237H221ZM258 238V237H257ZM4 239V240H5ZM14 239V238H13ZM12 239V240H13ZM72 239V238H71ZM116 239V238H115ZM156 239V238H155ZM219 239V238H218ZM240 239V238H239ZM238 239V240H239ZM245 239H247V237L245 238ZM256 239V238H255ZM73 240V239H72ZM138 240V239H137ZM141 240V241H142ZM162 240V239H161ZM160 240V241H161ZM179 241H180V239H178ZM197 240V239H196ZM248 240V239H247ZM256 240H258V241H256V245H257V247L260 249V250H264V235L262 236V238H258V239H256ZM40 241V240H39ZM74 241V240H73ZM103 241V240H102ZM155 241V240H154ZM204 241V240H203ZM10 242V241H9ZM86 242V241H85ZM90 242V241H89ZM104 242V243H105ZM121 242V243H122ZM253 242V241H252ZM14 243V242H13ZM75 243V242H74ZM157 243V242H156ZM168 243V242H167ZM172 243H174V242H171V244ZM6 245H8L7 243H5ZM103 244V243H102ZM161 244V243H160ZM170 244V245H171ZM223 244V243H222ZM1 245H3V244H1ZM104 245V244H103ZM116 245V246H115ZM133 245V244H132ZM141 245V246H140ZM158 245V244H157ZM174 245H175V243H174ZM178 245V244H177ZM255 245V246H256ZM13 246V245H12ZM79 246V245H78ZM172 246V245H171ZM231 246V245H230ZM238 246V245H237ZM1 247H3V246H1ZM5 247V246H4ZM38 247V246H37ZM175 247V246H174ZM207 247V246H206ZM247 245H246V243L244 242V239H240V241H239V247H238V250H239V253L241 252L242 253V255L244 254V255H246V253H247ZM9 248V247H8ZM102 248V247H101ZM138 248V249H137ZM164 248H166V247H164ZM163 248V249H164ZM214 248V247H213ZM230 248V247H229ZM250 248V247H249ZM162 249V248H161ZM205 249V248H204ZM255 249V248H254ZM258 249V250H259ZM2 250V249H1ZM38 250V249H37ZM82 250V249H81ZM195 250V249H194ZM201 250L202 249H200V252H201ZM236 250V249H235ZM256 250V249H255ZM26 251V250H25ZM34 251V250H33ZM204 251V250H203ZM202 251V253H204ZM230 251H232V250H230ZM250 251V250H249ZM248 251V252H249ZM253 251V250H252ZM196 252H199V249H198V251H196ZM259 252V251H258ZM262 252V251H261ZM9 253V252H8ZM34 253V252H33ZM188 253V252H187ZM225 253V252H224ZM250 253V252H249ZM1 254L2 253H0V264H3L5 261L6 262H9V259L10 258H3L2 259V257H1ZM137 254H141V255H139V257L140 258H136L137 256ZM198 255H200L199 253H197ZM238 254V253H237ZM259 254H260V252L258 253V256H259ZM262 254H263V252H262ZM35 255V254H34ZM41 255H39V256H41ZM159 255V254H158ZM157 254H156V256H158ZM169 255V254H168ZM198 255H195V256H197V258L199 257ZM239 255V254H238ZM248 256H249V254H247ZM256 255H257V253H256ZM264 255V254H263ZM192 256V255H191ZM195 256H193V257H195ZM205 256V255H204ZM234 256H236V255H234ZM257 256V257H258ZM8 257H9V255H8ZM34 257V256H33ZM90 257V256H89ZM173 257V256H172ZM211 257V256H210ZM238 257V256H237ZM236 257V258H237ZM240 257V256H239ZM253 257H254V255H253ZM256 257V256H255ZM32 258V257H31ZM191 258V261L192 260H194V259H192V257H190ZM197 258H195V260L197 259ZM201 258H202V255H201ZM200 258V259H201ZM5 259V261L3 262V260ZM177 259V258H176ZM199 259V260H200ZM218 259V258H217ZM221 259V258H220ZM259 259V258H258ZM166 260V261H167ZM180 260V259H179ZM240 260H241V258H240ZM248 260V259H247ZM263 260V259H262ZM84 261H86V260H84ZM169 261V260H168ZM214 261H216V260H214ZM213 261V262H214ZM229 261V260H228ZM243 261H244V259H243ZM253 261V260H252ZM259 261V260H258ZM13 262V261H12ZM134 262V264H136ZM173 262V261H172ZM236 262H237V260H236ZM239 262V261H238ZM237 262V263H238ZM241 262H242V260H241ZM245 262V261H244ZM244 262H242V263H244ZM249 262V261H248ZM248 262L246 261V263L245 264H248ZM140 264H142L141 262H139ZM190 263V262H189ZM237 263H235V264H237ZM250 263V262H249ZM261 263V262H260ZM176 264V263H175ZM195 264V263H194ZM208 264V263H207ZM222 264H224V263H222ZM231 264V263H230Z\"/></svg>",
	"mask_w": 264,
	"mask_h": 264
}]
</instances>
